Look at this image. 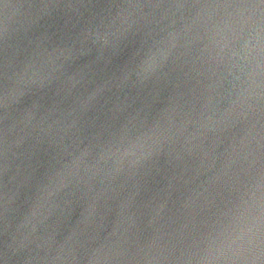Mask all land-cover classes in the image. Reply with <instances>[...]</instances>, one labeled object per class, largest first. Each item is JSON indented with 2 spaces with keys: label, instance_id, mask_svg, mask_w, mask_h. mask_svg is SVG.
I'll list each match as a JSON object with an SVG mask.
<instances>
[{
  "label": "water",
  "instance_id": "water-1",
  "mask_svg": "<svg viewBox=\"0 0 264 264\" xmlns=\"http://www.w3.org/2000/svg\"><path fill=\"white\" fill-rule=\"evenodd\" d=\"M262 27L260 0H0V264H264Z\"/></svg>",
  "mask_w": 264,
  "mask_h": 264
},
{
  "label": "clouds",
  "instance_id": "clouds-1",
  "mask_svg": "<svg viewBox=\"0 0 264 264\" xmlns=\"http://www.w3.org/2000/svg\"><path fill=\"white\" fill-rule=\"evenodd\" d=\"M264 28V27H262ZM259 240H260V246H259V258L261 256H264V236H260L259 237ZM257 256L255 254H253V256L250 258V259H256Z\"/></svg>",
  "mask_w": 264,
  "mask_h": 264
},
{
  "label": "snow or ice",
  "instance_id": "snow-or-ice-1",
  "mask_svg": "<svg viewBox=\"0 0 264 264\" xmlns=\"http://www.w3.org/2000/svg\"><path fill=\"white\" fill-rule=\"evenodd\" d=\"M260 3H261L262 5H264V0H260Z\"/></svg>",
  "mask_w": 264,
  "mask_h": 264
}]
</instances>
